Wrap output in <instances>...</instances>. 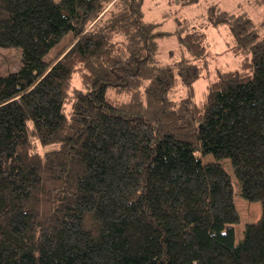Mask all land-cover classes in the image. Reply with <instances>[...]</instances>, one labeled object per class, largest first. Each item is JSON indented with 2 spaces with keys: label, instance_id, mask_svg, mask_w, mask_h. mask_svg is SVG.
Segmentation results:
<instances>
[{
  "label": "trees",
  "instance_id": "obj_1",
  "mask_svg": "<svg viewBox=\"0 0 264 264\" xmlns=\"http://www.w3.org/2000/svg\"><path fill=\"white\" fill-rule=\"evenodd\" d=\"M142 3L0 0V264H264V18L175 16L163 61ZM207 23L239 62L197 102ZM223 158L261 207L238 241Z\"/></svg>",
  "mask_w": 264,
  "mask_h": 264
},
{
  "label": "rangeland",
  "instance_id": "obj_2",
  "mask_svg": "<svg viewBox=\"0 0 264 264\" xmlns=\"http://www.w3.org/2000/svg\"><path fill=\"white\" fill-rule=\"evenodd\" d=\"M217 7L231 12H246L249 17L260 22L264 18V2L255 0H143L142 9L146 19L161 22L160 29L169 33L158 37V57L163 61H170L179 55L180 44L175 34L170 33L175 27V19L202 20L208 8ZM264 28V24L262 26ZM205 43L210 64L204 68L194 81V100L201 101L206 91V85L215 78L216 71L233 69L238 65L239 57L234 54L228 45L230 33L226 24L213 26L209 23L203 26ZM64 43V41H63ZM57 47H54L56 49ZM52 50V51H53ZM20 63V48L14 45L0 46V74H8L17 69ZM213 159L211 154H206L203 160ZM226 171L230 174L234 190V203L239 211V222L233 224L235 241L242 237V228L246 222L257 219L261 207L258 201H250L239 194V183L235 178L228 158L220 160Z\"/></svg>",
  "mask_w": 264,
  "mask_h": 264
}]
</instances>
